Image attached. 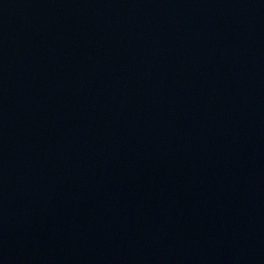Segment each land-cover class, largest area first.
<instances>
[{
	"label": "water",
	"instance_id": "obj_1",
	"mask_svg": "<svg viewBox=\"0 0 264 264\" xmlns=\"http://www.w3.org/2000/svg\"><path fill=\"white\" fill-rule=\"evenodd\" d=\"M0 264H264V0H0Z\"/></svg>",
	"mask_w": 264,
	"mask_h": 264
}]
</instances>
